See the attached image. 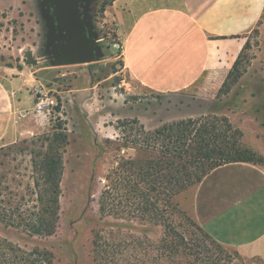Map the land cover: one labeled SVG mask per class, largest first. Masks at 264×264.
Listing matches in <instances>:
<instances>
[{
    "label": "rangeland",
    "instance_id": "1",
    "mask_svg": "<svg viewBox=\"0 0 264 264\" xmlns=\"http://www.w3.org/2000/svg\"><path fill=\"white\" fill-rule=\"evenodd\" d=\"M42 2L0 0V70L26 67L34 72L41 92L52 102L40 132L0 147V175L11 180L10 191L25 195L33 185L32 171H37L38 160L46 153L61 155L59 221L50 237H28L0 225L1 238L22 249L48 251L52 264H92L91 243L95 234L105 237L145 234L150 242H157L160 227L131 226L98 212L99 197L108 185L106 175L122 161L138 156L130 144L124 147L129 143L130 127L154 131L188 119L225 117L241 133V144L264 158V12L243 36L244 48L225 86L221 85L213 94L197 95L191 90L126 96L119 53L110 46L116 39L114 26L104 14L112 0L86 3L102 58L92 64L70 66H53L50 62ZM27 53L36 64L27 63ZM133 121L137 124H132ZM58 133L67 136L66 146L54 140ZM193 188L174 199L176 223L185 224L181 213L191 218L188 200L185 206L179 200L182 193H191ZM231 264L251 263L236 257Z\"/></svg>",
    "mask_w": 264,
    "mask_h": 264
},
{
    "label": "crops",
    "instance_id": "2",
    "mask_svg": "<svg viewBox=\"0 0 264 264\" xmlns=\"http://www.w3.org/2000/svg\"><path fill=\"white\" fill-rule=\"evenodd\" d=\"M263 12L264 0H113L104 14L121 46L126 96L213 94ZM38 92L39 80L26 67L0 70V147L41 131L46 116L34 112ZM185 200L191 219L214 241L264 264V163L214 168L180 195L182 206Z\"/></svg>",
    "mask_w": 264,
    "mask_h": 264
},
{
    "label": "trees",
    "instance_id": "3",
    "mask_svg": "<svg viewBox=\"0 0 264 264\" xmlns=\"http://www.w3.org/2000/svg\"><path fill=\"white\" fill-rule=\"evenodd\" d=\"M127 138L124 147L130 144L138 156L106 175L108 185L99 197L98 212L131 226L160 227L161 235L150 242L145 234H95L92 264H231L237 254L228 252L191 218L181 213L186 225L176 223L174 199L214 168L234 162L263 164L264 158L241 144V133L225 117L188 119L154 131L130 127ZM54 140L67 144L63 133ZM36 169L25 195L10 191L11 180L0 175V225L28 237L46 238L56 232L59 221L62 156L46 153ZM0 264H52V259L44 249H22L0 237Z\"/></svg>",
    "mask_w": 264,
    "mask_h": 264
},
{
    "label": "water",
    "instance_id": "4",
    "mask_svg": "<svg viewBox=\"0 0 264 264\" xmlns=\"http://www.w3.org/2000/svg\"><path fill=\"white\" fill-rule=\"evenodd\" d=\"M88 0H43L49 56L53 66L88 65L102 58L89 18L80 11ZM27 63L36 60L27 53Z\"/></svg>",
    "mask_w": 264,
    "mask_h": 264
},
{
    "label": "built area",
    "instance_id": "5",
    "mask_svg": "<svg viewBox=\"0 0 264 264\" xmlns=\"http://www.w3.org/2000/svg\"><path fill=\"white\" fill-rule=\"evenodd\" d=\"M113 28L115 30V26ZM110 46L114 52H120L121 51V46H120L119 41L117 40V37H116V39L113 40V42L110 44ZM51 106H52V102L47 97V95L42 93V92H38V94L36 95L34 112L36 114H42V115L47 116L50 114Z\"/></svg>",
    "mask_w": 264,
    "mask_h": 264
},
{
    "label": "flooded vegetation",
    "instance_id": "6",
    "mask_svg": "<svg viewBox=\"0 0 264 264\" xmlns=\"http://www.w3.org/2000/svg\"><path fill=\"white\" fill-rule=\"evenodd\" d=\"M80 11H81L82 13H85V15H86L87 17H89V13H88L87 8H86V2L82 4V6H81V8H80Z\"/></svg>",
    "mask_w": 264,
    "mask_h": 264
}]
</instances>
